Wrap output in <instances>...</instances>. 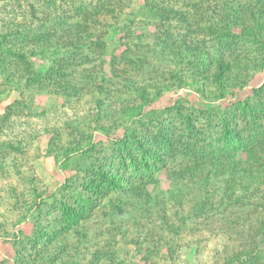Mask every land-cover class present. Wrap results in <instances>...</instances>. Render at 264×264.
Returning <instances> with one entry per match:
<instances>
[{"label":"trees","instance_id":"1","mask_svg":"<svg viewBox=\"0 0 264 264\" xmlns=\"http://www.w3.org/2000/svg\"><path fill=\"white\" fill-rule=\"evenodd\" d=\"M118 2L0 0V79L21 96L0 116V135L36 114L30 91L93 106L34 137L46 136L44 155L61 170L74 161L75 174L46 198L35 176L22 177L29 211L50 198L55 215L35 218L14 264H166L181 235L204 226L227 238L213 264H264V198L251 200L264 186V82L220 104L264 70V0H144L158 34L107 63L102 20ZM180 90L208 108L179 95L159 106ZM30 144L0 139V168L9 158L21 175L16 159Z\"/></svg>","mask_w":264,"mask_h":264},{"label":"rangeland","instance_id":"2","mask_svg":"<svg viewBox=\"0 0 264 264\" xmlns=\"http://www.w3.org/2000/svg\"><path fill=\"white\" fill-rule=\"evenodd\" d=\"M74 1L76 2V0H58V8L69 9ZM89 1L92 2V0ZM118 3L119 7L116 8V12L102 20L103 24H110V27L105 28L106 47L102 53V57L107 63L112 57H120L126 49L135 51L140 45L153 41L158 32L155 26L158 20L149 16L145 11L144 0H119ZM16 13L19 15V11H16ZM181 34L183 35L185 32ZM195 37L200 42H203V40L205 42L210 41L207 36L203 37V35L196 34ZM107 63L104 65L106 69H108ZM119 67L122 68L124 66L121 63ZM263 82L264 70L252 77L247 88L240 92L239 97H228L227 100L220 102V104L228 106L229 101H236L238 98L250 95L252 88L260 86ZM26 95L24 98L25 103L28 101L26 98L31 96L33 110L36 114L28 116L22 113L19 118L13 119V126L0 135V139H7L15 138L17 134H22L26 141L31 143L23 157L16 159L17 164H20L21 175L14 173L12 169L8 168L14 163L12 159L6 158L5 169L0 168V264H14L16 248H21L26 243L25 237L33 235L35 218L38 217L42 220L47 218L50 220L55 215L53 213L50 214L54 209L53 199L50 198L41 203L40 207L29 211V207L34 201V196L30 191L29 182L23 179L24 175H28V177L35 176L39 191L46 198L55 192L67 178H71L75 174L74 161L71 162V165L66 170H61L52 157L44 155L46 136L37 140L34 137L42 133L45 128L62 126L66 120H71L78 115L93 110L92 103L88 99H84L78 104L64 106L63 101L58 97H46L31 91L27 92ZM177 95L186 98L195 107L208 108L209 106L201 102L194 93L184 90L163 97L159 106H169L172 103V99H175ZM20 98L21 96L18 92H8L6 85L0 79V116L4 114L7 106L12 105ZM43 111L45 114L38 116V113L41 114ZM214 123H218L216 117ZM94 139L97 142H106V139L100 134H94ZM103 155L102 157H104ZM157 177L163 184L167 183L163 172L158 173ZM12 189H16V193L12 192ZM263 198L264 186L260 188V191L251 200L254 206H260L263 203ZM209 228L212 227L207 228L204 226L200 232L183 233L180 241H178L180 248L177 254L173 260L169 259L166 264H213L214 262H220L222 256L225 255L224 244L227 243V238L217 232H212ZM126 252H129L128 255L133 256L132 250L126 249ZM134 264H139L138 258H134Z\"/></svg>","mask_w":264,"mask_h":264}]
</instances>
